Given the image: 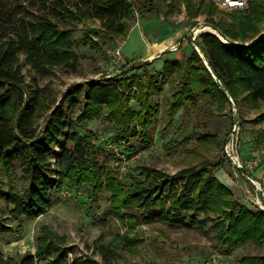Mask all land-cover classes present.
I'll return each instance as SVG.
<instances>
[{
    "label": "trees",
    "instance_id": "obj_1",
    "mask_svg": "<svg viewBox=\"0 0 264 264\" xmlns=\"http://www.w3.org/2000/svg\"><path fill=\"white\" fill-rule=\"evenodd\" d=\"M181 2L189 18L202 15L221 39L200 33L199 53L192 47L179 59L165 58L161 70L147 71L143 82L138 67L73 83L58 99L38 79L56 69L76 70L78 27L83 44L104 54L118 37L124 39L135 13L141 19L159 14L156 1L0 0V203L10 206L13 219L36 218L48 210L62 180L75 188L88 186L92 200L106 188L112 214L127 232L96 246L105 261L121 249L136 254L142 239L131 233L140 223L159 220L211 234L212 247L222 255L252 243L259 253L242 255L239 263L264 264V210L239 202L216 177L222 160L200 158L173 174L138 167L140 178L124 187L118 177L102 172L101 149L87 128L104 111L114 124L115 142L130 148L129 139L137 138L148 144L158 113L151 98L167 84L173 89L165 111L169 123L189 106L206 111V103H214L222 113L231 108V98L239 114L242 105L259 111L251 122L262 125L257 139L264 138V0H250L246 9L231 13L218 11L212 1ZM89 21L97 26L90 27ZM210 138L222 151L226 138L219 141L208 133L195 137L203 146ZM7 230L0 215V233ZM63 245V236L47 230L37 237L34 254L13 258L0 252V264H35L40 259L70 264Z\"/></svg>",
    "mask_w": 264,
    "mask_h": 264
},
{
    "label": "rangeland",
    "instance_id": "obj_2",
    "mask_svg": "<svg viewBox=\"0 0 264 264\" xmlns=\"http://www.w3.org/2000/svg\"><path fill=\"white\" fill-rule=\"evenodd\" d=\"M155 1L159 7L158 15H149L147 19H141L135 13L128 21L130 26H135L128 31L121 44V57L124 61L121 58L117 59L114 54L122 37H118L114 47L105 49L104 54L99 55L83 44L82 29L79 26L74 34L76 70L71 72L67 69H56L50 77L38 79V85L48 84L60 99V95L73 83L99 80L122 71L126 72L142 62L138 57L145 53L148 41L153 37H167L175 32L178 39L174 44L176 49L169 50L171 56L157 57L158 59L155 57L151 63L148 62L149 64L143 65L137 71L140 82H143L147 71L156 74L161 70V63L165 58L179 59L182 54L190 53L194 47L190 32L194 27L201 29L197 36L202 32H210L204 28L202 15L195 18L186 15L181 0ZM247 6L248 4L242 10ZM217 9L223 13L239 10H224L218 7ZM87 24L90 27L97 26V23L90 21ZM195 50L199 53L196 48ZM24 72L27 74L26 68ZM172 92V87L165 84L160 92L151 98L152 103L158 106V113L153 120L150 142L146 145L137 138L129 139L130 148L115 142L114 124L106 119L104 111L102 115L87 122L94 144L101 149L98 160L102 172H110L127 187L140 178L138 167H149L173 174L189 164H195L200 158H207L213 162L222 160L223 165L220 169L228 173L234 168L223 152L224 144L221 151L218 143L211 138L210 142L203 146L198 145L195 137L197 134L208 133L215 134L219 141L225 140L231 126L238 120L240 123L238 150L245 169L243 172L236 171L241 173L239 181L242 183V179L245 180L249 190L244 193L243 197H246L242 199V203L249 207H257L250 201L255 195V188L246 175L254 177L264 189V138L257 139V129L262 125L251 122L259 111L242 105V112L239 114L229 98L231 108L227 107L222 113L216 110L214 103H206L208 109L206 111L200 108L192 109L189 106L184 111L179 110L169 123L165 111ZM130 105L133 109H138L134 100H131ZM262 110L264 104L261 105L260 111ZM9 209L10 206H6L3 201L0 203V215L8 228L7 231L0 233V252L5 257L18 258L24 253L34 254L37 237L47 230L65 238L63 246L69 250L66 257L70 264H240L239 259L242 255L259 253L252 243H245L222 255L212 247L211 234H202L193 229L154 220L151 223H140L131 233L142 239L136 254L132 255L121 249L105 261L96 246L108 245L116 236L127 232L126 227L112 214L109 192L103 188L96 196V200H92L89 198L88 186L75 188L65 180H62L60 186L53 191L48 210L38 217L13 219L8 213ZM45 262V259H40L35 264Z\"/></svg>",
    "mask_w": 264,
    "mask_h": 264
},
{
    "label": "built area",
    "instance_id": "obj_3",
    "mask_svg": "<svg viewBox=\"0 0 264 264\" xmlns=\"http://www.w3.org/2000/svg\"><path fill=\"white\" fill-rule=\"evenodd\" d=\"M212 1L218 8L224 10H237L246 7L249 0H210ZM203 27V26H202ZM201 31V29L194 27L191 32L190 36L192 40L195 41L197 33ZM193 41V45H194ZM194 47L199 51L198 46ZM171 50H175L176 46L173 44L170 46ZM117 59H120V47H117L114 52ZM240 123L239 121H235L230 128L229 133L226 136V141L223 146V152L230 163V165L235 170L244 171L245 164L243 160H241V156L238 150V134H239ZM246 178L254 185V192L255 195L250 199V201L260 209L264 210V189L260 186L258 181L253 177H250L248 174Z\"/></svg>",
    "mask_w": 264,
    "mask_h": 264
},
{
    "label": "crops",
    "instance_id": "obj_4",
    "mask_svg": "<svg viewBox=\"0 0 264 264\" xmlns=\"http://www.w3.org/2000/svg\"><path fill=\"white\" fill-rule=\"evenodd\" d=\"M137 25V24H136ZM135 25H132L129 29V31L134 28ZM173 32V31H171ZM168 33V32H167ZM166 34V33H165ZM178 39V37L175 35V32H173L171 35H167V37H153L150 41L147 42V48L144 54L140 55L138 60H152L153 58L157 57H170L171 53L169 52L170 46L175 44ZM124 40V39H123ZM123 40L119 44V47L121 48V44L123 43ZM164 47L161 49L156 48L155 46L157 44H163ZM120 58L123 60L121 57V51H120ZM158 59V58H157ZM229 171V170H228ZM241 173H238L235 169H232V171H229L228 173L226 170L219 169L216 172V177L223 183L225 184L233 193V195L239 200V202L242 203V199L246 196L243 197L244 193L248 188V183L242 179V183L239 181V176ZM252 177V176H250ZM254 178V177H253ZM241 180V179H240ZM244 204V203H243Z\"/></svg>",
    "mask_w": 264,
    "mask_h": 264
},
{
    "label": "water",
    "instance_id": "obj_5",
    "mask_svg": "<svg viewBox=\"0 0 264 264\" xmlns=\"http://www.w3.org/2000/svg\"><path fill=\"white\" fill-rule=\"evenodd\" d=\"M204 27H209V26L205 25ZM211 29H212V28H211ZM212 30H213L214 32H211V31H210V33L216 35L218 38L221 39V37L218 35V33H217L214 29H212ZM254 41H255V39H254L252 42H254ZM194 45L197 47V41H196V40L194 41ZM150 61H151V60H144V61H142L141 63H139V64H137V65H134L132 68L126 70V72H127V71H130V70H132V69L138 68V67H142L143 65L147 64V63L150 62Z\"/></svg>",
    "mask_w": 264,
    "mask_h": 264
},
{
    "label": "bare ground",
    "instance_id": "obj_6",
    "mask_svg": "<svg viewBox=\"0 0 264 264\" xmlns=\"http://www.w3.org/2000/svg\"><path fill=\"white\" fill-rule=\"evenodd\" d=\"M206 30H209V31H211V32H214L211 28H209V27H204ZM156 48H159V49H161L162 47H164V43L163 44H157L156 46H155Z\"/></svg>",
    "mask_w": 264,
    "mask_h": 264
}]
</instances>
